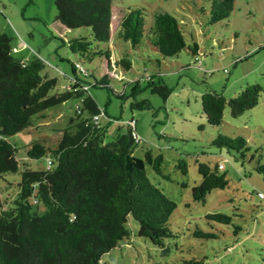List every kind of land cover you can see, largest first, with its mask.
Wrapping results in <instances>:
<instances>
[{"label":"rangeland","instance_id":"1","mask_svg":"<svg viewBox=\"0 0 264 264\" xmlns=\"http://www.w3.org/2000/svg\"><path fill=\"white\" fill-rule=\"evenodd\" d=\"M112 1L121 7L165 10L182 20L187 44H191L192 34L199 45L198 61L187 50L164 59L153 50L135 51L114 26L101 48H109L113 59H128L131 68L124 70L111 62L107 69L104 57L88 61L69 50V39L85 36L90 40V30L65 29L55 20L54 0H0V35L10 37L13 57L25 62L40 58L44 64L41 74L56 78L59 91L78 77L88 84L87 93L105 111L100 123L107 126L106 140L131 122L140 139L133 155L143 158L145 150H150L153 156H162L161 169L168 179L156 175L148 165L145 171L151 183L176 203L166 224L170 236L159 245L153 244L136 235L138 224L130 217V237L104 253L99 264H171L181 259L201 260L202 264H264V177L255 169L259 158L264 163V0H235L229 17L214 25H207V16L195 11V7H203L208 13L209 0ZM75 63L88 76L73 70ZM144 69L159 74L171 88L166 100L152 93L146 82H132ZM105 74H109L110 89L93 86L94 78L99 80ZM253 83L262 88L253 108L233 118L226 106L220 126L206 123L200 104L204 91L214 90L228 100ZM140 100L148 106L130 107ZM78 104L77 99H70L45 109L43 118L40 114L33 117L31 127L6 137L18 147L20 169L0 178L2 207L15 195L22 168L46 167V156L29 159L24 147L39 139L55 147L69 119L75 117ZM218 133L244 137L249 146L245 157L213 145ZM179 160H184L186 174L177 167ZM198 162L210 167L221 164L220 172L225 173L228 185L194 200L191 188L201 181ZM210 213L228 215L231 221H211L206 218ZM196 230L215 237H195Z\"/></svg>","mask_w":264,"mask_h":264},{"label":"trees","instance_id":"2","mask_svg":"<svg viewBox=\"0 0 264 264\" xmlns=\"http://www.w3.org/2000/svg\"><path fill=\"white\" fill-rule=\"evenodd\" d=\"M234 4L235 0H209L208 13L203 7H195V11L207 16V25H214L229 17ZM54 5L55 20L65 29L89 28L90 40L78 36L67 41L69 50L81 59L104 57L107 69L112 62L129 70L128 59H113L109 48H101L115 26L118 36L135 51L153 50L164 59L187 50L198 61L199 45L195 37L191 34L192 42L187 44L182 20L165 10L121 7L112 0H54ZM43 67L38 57L28 62L13 57L10 37L0 35V178L20 169L16 159L18 147L8 142L7 136L31 127L33 117L40 114L43 118L41 112L45 109L70 99L79 101L75 117L69 119L55 147L50 148L40 139L24 147L27 158L46 156L51 165L41 170L22 168L15 195L5 206L0 204V264H99L104 253L130 237V217L138 224L137 236L159 245L170 236L166 224L176 203L151 183L145 167L148 165L156 175L168 179L161 169L162 156H153L150 150H145L143 158L133 155L140 139L131 122L125 130L119 127L106 140L107 126L100 123L105 111L87 93L88 84L74 77L72 84L56 90V78L41 74ZM77 69L84 77L88 76L79 63L73 65V70ZM107 75L99 80L94 78L93 86L110 89ZM141 81L163 100L171 93L159 74L144 69L132 82L139 85ZM261 92L257 83L247 84L228 100L214 90L204 91L200 104L206 123L220 126L226 106L231 117L240 116L257 104ZM147 106V101L140 100L130 107ZM94 116H98L96 121ZM212 144L240 157H245L249 150L242 136L233 138L218 133ZM177 167L186 174L184 160H179ZM221 169V164L210 167L197 163L201 181L191 188L194 200L228 185ZM255 169L264 177L260 158ZM206 218L224 224L231 221L230 216L222 213H210ZM193 235L215 237L200 230ZM171 264H202V261L181 259Z\"/></svg>","mask_w":264,"mask_h":264},{"label":"built area","instance_id":"3","mask_svg":"<svg viewBox=\"0 0 264 264\" xmlns=\"http://www.w3.org/2000/svg\"><path fill=\"white\" fill-rule=\"evenodd\" d=\"M98 118V116H94V120L96 121ZM46 166L49 167L51 165V161L48 159L47 162H46ZM262 196V195H261Z\"/></svg>","mask_w":264,"mask_h":264}]
</instances>
